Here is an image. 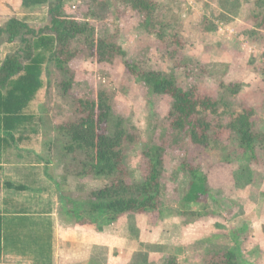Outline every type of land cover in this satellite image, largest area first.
I'll return each instance as SVG.
<instances>
[{"label":"rangeland","instance_id":"obj_1","mask_svg":"<svg viewBox=\"0 0 264 264\" xmlns=\"http://www.w3.org/2000/svg\"><path fill=\"white\" fill-rule=\"evenodd\" d=\"M158 1L160 20L169 26V34L178 32L183 46L171 44L168 51L167 44L158 37V26L146 23L139 12L125 8L120 0H108L111 4L108 22L94 16H89V20L98 37H114L127 56L117 55L113 63L97 64L84 37L80 36L74 43L78 50L66 64L68 72L48 64L44 71L45 86L31 103L34 121L22 127L23 134L30 136L27 148L37 153L36 157H52L57 165L52 172L63 173L62 167L66 168L73 160L65 150L67 138L58 127L64 120L74 118L78 98H94L105 90L112 98L114 112L125 119L136 136L124 148L133 180L142 177V152L153 143L166 147L162 209L144 217L150 223L148 227L162 226L174 214L183 216L184 221H192L187 239L201 244L186 245L184 257L176 259L178 264H209L212 250L227 249L239 253V264H264V151L261 146L257 147L256 161L243 158L244 150L228 130L218 132L224 149H219L214 141L205 148L190 139L171 146L173 135L168 118L171 97L150 93L126 66L128 61L174 75L182 86H197L203 94L223 97L235 111H240L245 103L253 106L257 128L264 131V89L259 72L264 65V27L258 28L252 18L256 0ZM65 3L69 14L82 19L88 17L90 0H65ZM12 17L26 18L36 30L50 20L47 6L27 9L22 6V0H0V27ZM7 38L0 37V62L7 55L24 54V43L20 40L10 43ZM173 48L177 56L172 57ZM68 80L72 81V87L67 94L64 83ZM238 80L243 81V88L239 95L233 96L226 85ZM227 110L224 107L220 115L207 114V117L215 123L221 119L227 122ZM227 156L230 162L224 160ZM189 165L207 176L209 194L198 203L183 200L191 179ZM108 181L109 178L102 177L96 183ZM254 221L258 223L255 227ZM200 229L203 234H196ZM162 240L166 245L161 256H167L171 246L167 238ZM163 259L141 257L140 264H163Z\"/></svg>","mask_w":264,"mask_h":264},{"label":"trees","instance_id":"obj_2","mask_svg":"<svg viewBox=\"0 0 264 264\" xmlns=\"http://www.w3.org/2000/svg\"><path fill=\"white\" fill-rule=\"evenodd\" d=\"M120 3L125 8L139 12L149 25L158 26V37L167 44L168 51L171 44L183 46L184 41L179 39L178 32L169 34V26L160 20L161 5L158 0H120ZM255 3L252 18L257 21L258 28H263L264 0H256ZM22 6L27 9L47 6L50 20L38 30L32 28L26 18L18 17L10 18L0 27V37L7 36L10 43L20 40L25 44L23 55L10 54L0 62V149L4 143L15 141L18 129L34 121V115L30 111L31 103L45 86L46 66L53 64L57 69L68 72L66 64L75 56L78 48L74 43L80 36L84 37V43L97 64L113 63L117 55L123 58L127 56V51L116 43L114 37H98L96 28L89 20V16H94L99 21L108 22L111 7L108 0H90L88 15L86 13L88 17L84 19L69 14L65 8V0H22ZM173 49L172 57L177 56L176 49ZM126 66L150 93L171 97L168 113L173 135L171 146L190 139L195 145L205 148L214 141L219 149H224L218 132L228 130L244 150L243 158L256 161L257 147L261 146L264 151V131L257 128L253 106L245 103L240 111H235L231 109V102L223 97L203 94L197 86H182L174 75L128 61ZM259 72L264 89V65L259 68ZM64 84L68 94L72 81H65ZM226 88L231 95H239L243 81H234L226 85ZM224 107L228 108L227 122L221 119L215 123L208 119L207 114L220 115ZM74 113L73 119L64 120L57 129L67 138L65 150L74 159L68 165L69 168L109 178L108 182L92 191L86 217L82 216V211H78V208L72 210L74 214L80 220L96 224L99 228L109 227L131 213L150 216L157 214L162 209L165 191L166 147L153 143L145 149L141 154L144 162L142 177L140 180H133L125 161L124 148L127 142L135 141L136 136L128 128L125 119L114 112L108 92L101 90L94 98H78ZM225 159L230 162L228 156ZM188 172L191 179L183 200L198 203L209 194L207 176L190 165ZM70 201L77 205L80 200ZM209 255V264H239V253L235 249L212 250ZM164 264L178 262L176 258L169 257Z\"/></svg>","mask_w":264,"mask_h":264},{"label":"crops","instance_id":"obj_3","mask_svg":"<svg viewBox=\"0 0 264 264\" xmlns=\"http://www.w3.org/2000/svg\"><path fill=\"white\" fill-rule=\"evenodd\" d=\"M23 128L0 149V264H140L141 257H164V264L184 257L185 246L196 241L186 236L192 221L177 214L159 227H148L147 214L131 213L103 228L80 220L72 210L86 217L92 191L105 184L96 183L102 177L70 169L69 163L63 173L52 172L54 159L29 152ZM71 199L80 201L74 205ZM163 238L171 246L167 256H161Z\"/></svg>","mask_w":264,"mask_h":264}]
</instances>
